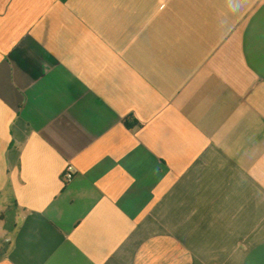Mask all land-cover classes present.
I'll list each match as a JSON object with an SVG mask.
<instances>
[{
	"label": "crops",
	"instance_id": "obj_1",
	"mask_svg": "<svg viewBox=\"0 0 264 264\" xmlns=\"http://www.w3.org/2000/svg\"><path fill=\"white\" fill-rule=\"evenodd\" d=\"M2 198L0 264H264V0H0Z\"/></svg>",
	"mask_w": 264,
	"mask_h": 264
},
{
	"label": "trees",
	"instance_id": "obj_2",
	"mask_svg": "<svg viewBox=\"0 0 264 264\" xmlns=\"http://www.w3.org/2000/svg\"><path fill=\"white\" fill-rule=\"evenodd\" d=\"M125 125H126V127H128V128H130L133 124L130 122V120L129 119H127L126 121H125ZM15 208H16V204L13 202V204H8L6 207H5V213H6V215L8 216L6 219H4V227H7V228H9L10 229V231H11V237H10V239L7 241V243H5L4 245H3V249H4V251L2 252V255L0 256V258L2 257V256H4L6 253H7V251H8V249H9V246H10V243H11V238H12V235H13V232H14V229H15V227H16V223H15V213H16V210H15Z\"/></svg>",
	"mask_w": 264,
	"mask_h": 264
},
{
	"label": "rangeland",
	"instance_id": "obj_3",
	"mask_svg": "<svg viewBox=\"0 0 264 264\" xmlns=\"http://www.w3.org/2000/svg\"><path fill=\"white\" fill-rule=\"evenodd\" d=\"M4 199H0V256L2 255V252L4 251L3 245L7 243V241L11 237V231L9 228L4 227V219H6L8 216L5 213V207L7 205H3Z\"/></svg>",
	"mask_w": 264,
	"mask_h": 264
},
{
	"label": "built area",
	"instance_id": "obj_4",
	"mask_svg": "<svg viewBox=\"0 0 264 264\" xmlns=\"http://www.w3.org/2000/svg\"><path fill=\"white\" fill-rule=\"evenodd\" d=\"M73 174H74L73 167L71 165H67L62 175V181L64 183L70 181L73 177Z\"/></svg>",
	"mask_w": 264,
	"mask_h": 264
}]
</instances>
